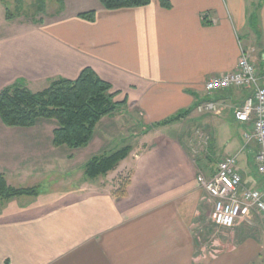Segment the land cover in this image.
Here are the masks:
<instances>
[{"label":"crops","instance_id":"obj_1","mask_svg":"<svg viewBox=\"0 0 264 264\" xmlns=\"http://www.w3.org/2000/svg\"><path fill=\"white\" fill-rule=\"evenodd\" d=\"M168 2L112 11L98 2L93 22L77 17L86 11L62 10L0 37V91L20 83L39 93L90 68L119 93L116 102L126 100L101 119L77 161L82 148L53 146V123L15 129L0 120L22 130L12 149L1 148L0 174L9 186L37 189L0 201V264H264V219L250 212L212 234L213 200L197 182L233 157L242 187L264 189L259 147L244 140L252 125L234 117L249 92L204 90L243 54L263 67L264 0ZM207 103L214 111L200 109ZM189 135L214 150L193 158ZM120 146L131 151L113 171L85 178L91 158ZM125 173L126 192L116 197Z\"/></svg>","mask_w":264,"mask_h":264},{"label":"trees","instance_id":"obj_2","mask_svg":"<svg viewBox=\"0 0 264 264\" xmlns=\"http://www.w3.org/2000/svg\"><path fill=\"white\" fill-rule=\"evenodd\" d=\"M45 0H36L35 13H44ZM59 12L63 10V0H57ZM105 10H119L145 7L150 0H98ZM5 8L6 21L13 20L6 7V0H0ZM18 7L20 0H15ZM165 9H169L168 0H160ZM78 18L93 22L95 12L89 11L77 15ZM255 17L251 23L255 25ZM119 95L110 84L103 81L90 68L83 69L75 80L58 79L39 93H32L20 83H15L0 91V120L10 128H30L38 120H52L57 127L52 131V144L55 147L66 146L71 150L86 147L101 119L111 116L118 108L126 105V100L116 102ZM186 113L179 114L162 122L167 125L182 119ZM131 148L123 147L113 153L91 158L83 168L87 180H94L113 171L123 161ZM126 185L119 188L116 197L125 194ZM35 188H15L9 186L0 174V201H6L22 195H36Z\"/></svg>","mask_w":264,"mask_h":264},{"label":"built area","instance_id":"obj_3","mask_svg":"<svg viewBox=\"0 0 264 264\" xmlns=\"http://www.w3.org/2000/svg\"><path fill=\"white\" fill-rule=\"evenodd\" d=\"M245 90L248 97L234 112L238 122L250 123L252 131L244 135L246 142H255L258 147V169L264 174V63L261 69L249 62L243 54L235 71L207 80L204 90L207 94ZM204 111H214V105L207 103ZM197 182L213 200L209 221L220 229H232L241 216L255 212L264 218V189L248 190L242 187V178L236 169V159L225 158L217 163L216 172L210 179L202 175Z\"/></svg>","mask_w":264,"mask_h":264},{"label":"rangeland","instance_id":"obj_4","mask_svg":"<svg viewBox=\"0 0 264 264\" xmlns=\"http://www.w3.org/2000/svg\"><path fill=\"white\" fill-rule=\"evenodd\" d=\"M35 2L36 0H20V5L18 7V12H17V4L15 3V0H6V7L8 8L9 12L12 14L13 16V20H14V25L12 23L6 21L5 19V9L3 7V5L0 3V37H4V36H8L11 33H17L16 31V26L17 24H21V25H30L34 22H38L40 20H44L46 17H55L60 15L59 12V4L57 2V0H45L44 2V7H45V11L44 13H40V14H36L35 13ZM98 3V0H64L63 2V13L62 16L66 17H74L77 13H79L80 11H92L93 7L95 6V4ZM85 9V10H83ZM48 123H53L55 125V128L57 127V123L55 121H48L45 120ZM43 120H40L39 124L47 123ZM16 129V128H15ZM20 130V129H19ZM54 130V129H53ZM21 131H16V130H12L9 129L7 127H5L4 125L0 124V150L1 148H5V150H10L12 149V146L15 145L13 144L14 142L16 143L17 140L20 138L18 137V135H21ZM18 133V134H16ZM191 133V132H189ZM201 133H204L207 135L208 132H203L201 131ZM188 134V133H187ZM192 134V133H191ZM189 140L188 141V147L191 152V155L193 156V158H201L203 159V156L208 154L209 151H213V147L210 148V146L208 145V142L206 143L205 141L203 142L202 139H200L198 137L196 138H192V136L189 135ZM192 138V139H191ZM198 141V143H197ZM109 146H112V144H107L105 143L103 146V149L108 148ZM123 148V146H120L118 148H116V151ZM115 149H113L112 151L114 152ZM87 151L86 147H83L82 149H80L79 151H75L76 156H74V161L79 160V154H85ZM111 153V152H109ZM213 155V153H212ZM243 156H240L239 159H241ZM221 158L219 157L218 160H220ZM204 172V170H202ZM206 172V170H205ZM127 173H125L122 177H121V183L119 184V188L123 187L126 183L127 177H126ZM205 175V174H204ZM117 189V190H118ZM257 216L260 217V215L256 214L255 212L253 213V218ZM262 219H264L262 217ZM210 222V221H209ZM211 227L213 229L212 230V234H214L217 230H214L215 226L212 225V223L210 222ZM241 226H245V223H241ZM235 228V227H234ZM220 229V228H217ZM247 229H250V227L247 225ZM228 231V230H227ZM219 235L220 234H224L226 233V230L218 231Z\"/></svg>","mask_w":264,"mask_h":264}]
</instances>
